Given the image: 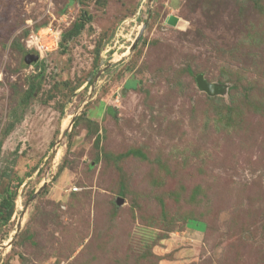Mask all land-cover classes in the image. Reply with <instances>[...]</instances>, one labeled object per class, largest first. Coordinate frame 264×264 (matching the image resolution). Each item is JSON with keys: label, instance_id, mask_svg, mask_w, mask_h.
Instances as JSON below:
<instances>
[{"label": "rangeland", "instance_id": "rangeland-1", "mask_svg": "<svg viewBox=\"0 0 264 264\" xmlns=\"http://www.w3.org/2000/svg\"><path fill=\"white\" fill-rule=\"evenodd\" d=\"M5 188L0 264H264V0H0Z\"/></svg>", "mask_w": 264, "mask_h": 264}, {"label": "trees", "instance_id": "trees-1", "mask_svg": "<svg viewBox=\"0 0 264 264\" xmlns=\"http://www.w3.org/2000/svg\"><path fill=\"white\" fill-rule=\"evenodd\" d=\"M84 0H81V2ZM91 20V14L86 11H82L79 17L73 21L70 29L66 31L65 36H74L77 35L84 25ZM3 194V193H2ZM0 195V221L6 223L7 220L11 217L12 212L14 211V198L16 195V190H10L5 188V193ZM3 214V216L1 215Z\"/></svg>", "mask_w": 264, "mask_h": 264}, {"label": "water", "instance_id": "water-1", "mask_svg": "<svg viewBox=\"0 0 264 264\" xmlns=\"http://www.w3.org/2000/svg\"><path fill=\"white\" fill-rule=\"evenodd\" d=\"M150 1H151V0H148V3H150ZM149 14H150V10L148 11V16H149ZM176 20H177L176 17H174V16H170V17L168 18L167 22L170 23V24H175V23H176ZM146 24H147V20H145V21L142 23V25H141V27H140V29H139V31H138L136 37L134 38L133 42H132L131 45H130V50H133V49L135 48L136 43H137V41L139 40V38H140V36H141V34H142V32H143V30H144ZM36 59H37V54L34 53V52H31V53H29L28 57L26 58V61L29 63V62L34 61V60H36ZM195 81H196V84H197L198 88H199L200 90H202V91H205V92L208 93V94L219 93V92H221V91L223 90V88H224V86H223L222 84H218V83H215V82L207 81V80L203 77V75H202L201 73H198V74L196 75ZM73 119H74V116L72 117L71 122L73 121ZM63 134H64V131L62 132V135H63ZM40 189H41V187H40ZM40 189H39V190H40ZM39 190H38L36 193H33V194H32V197H34V196L39 192ZM19 220H20V219H18V222H19ZM18 225H19V223H18Z\"/></svg>", "mask_w": 264, "mask_h": 264}]
</instances>
